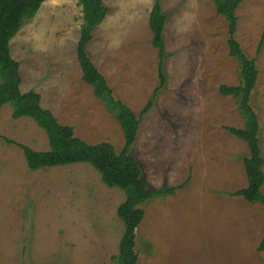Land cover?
I'll list each match as a JSON object with an SVG mask.
<instances>
[{
  "label": "rangeland",
  "instance_id": "374dc122",
  "mask_svg": "<svg viewBox=\"0 0 264 264\" xmlns=\"http://www.w3.org/2000/svg\"><path fill=\"white\" fill-rule=\"evenodd\" d=\"M155 1L103 0L106 16L86 45L113 95L140 118L130 154L147 187L177 186L143 206L135 228L137 264H264L257 251L264 205L230 194L246 185L248 148L224 129L244 123L236 99L218 91L240 82L227 21L212 0H158L166 16V83L154 95L158 59L148 19ZM235 12V39L258 71L250 104L264 159V0H244ZM81 21L78 0H43L23 21L9 42L20 90L39 93L41 106L75 136L108 142L118 152L124 144L120 124L81 80ZM7 139L48 149L32 119H13L8 104L0 108V264H114L123 191L105 186L86 163L30 171L21 148Z\"/></svg>",
  "mask_w": 264,
  "mask_h": 264
},
{
  "label": "trees",
  "instance_id": "16d2710c",
  "mask_svg": "<svg viewBox=\"0 0 264 264\" xmlns=\"http://www.w3.org/2000/svg\"><path fill=\"white\" fill-rule=\"evenodd\" d=\"M43 0H0V108L4 104L11 107V117L32 119L45 133L48 149L35 150L25 144L7 139L18 145L24 155L30 171L74 163L89 164L100 176L101 182L108 188H118L124 193V199L116 208V214L123 223L118 252L112 256L114 264H137L135 251V228L144 216L143 206L155 198L171 194L177 186L162 184L149 189L142 178L141 167L130 154L136 139L140 118L122 100L113 95V89L104 76L98 71L86 52V45L92 39L93 30L103 21L107 7L103 0H78L81 6L82 21L76 44V59L81 69V80L92 86L93 94L101 101L105 110L117 120L124 136V144L116 152L112 144L102 141L88 143L74 135L69 125L59 123L53 113L41 106L40 94L34 90L21 92L19 63L11 57L9 42L18 32L26 19L35 16ZM215 11L223 16L228 24L227 45L229 54L239 62L238 85H220L222 95L232 96L237 101V109L243 118L242 127L224 126L230 134L242 140L248 155L243 157L246 174V185L231 195L241 196L249 203L264 205V194L261 187L264 183L262 166L264 159L259 145L258 117L250 104V95L255 87L258 71L254 59L248 58L235 39L237 29L236 9L244 0H212ZM166 16L161 10L159 1H155L148 19L151 31V45L157 51L158 85L153 94L166 83L164 59L166 57L163 42V29ZM261 41L257 47V52ZM152 102H148L140 115L147 112ZM264 225V220H263ZM257 251L264 253V234Z\"/></svg>",
  "mask_w": 264,
  "mask_h": 264
}]
</instances>
